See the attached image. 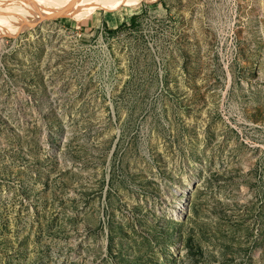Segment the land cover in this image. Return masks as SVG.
<instances>
[{"label": "rangeland", "instance_id": "1", "mask_svg": "<svg viewBox=\"0 0 264 264\" xmlns=\"http://www.w3.org/2000/svg\"><path fill=\"white\" fill-rule=\"evenodd\" d=\"M58 2L0 0V264H264V0Z\"/></svg>", "mask_w": 264, "mask_h": 264}, {"label": "bare ground", "instance_id": "2", "mask_svg": "<svg viewBox=\"0 0 264 264\" xmlns=\"http://www.w3.org/2000/svg\"><path fill=\"white\" fill-rule=\"evenodd\" d=\"M112 3H113V1H112ZM123 3H127V1L123 2ZM109 4H110V2H108V0H60L59 5L56 8H51L47 13L55 12L58 15L59 14H66V13L71 12L73 10L72 8H74V7L78 6V5H80V6L81 5H87V6L101 7V6L109 5ZM53 6H56V5H53ZM69 9H72V10H69ZM65 10H68V11H65ZM60 11H65V12H60ZM58 12H60V13H58ZM6 28L9 29V26H7Z\"/></svg>", "mask_w": 264, "mask_h": 264}, {"label": "water", "instance_id": "3", "mask_svg": "<svg viewBox=\"0 0 264 264\" xmlns=\"http://www.w3.org/2000/svg\"><path fill=\"white\" fill-rule=\"evenodd\" d=\"M49 17H58L57 16V14L55 13V12H49V13H47V14H45L42 18H39L36 22H34L33 24H31V25H29V26H25V27H23V28H19V29H21V31L22 30H27V29H29V28H31V27H37V26H39L42 22H44V20L45 19H47V18H49ZM65 20H67V21H70V22H73L74 20H72V19H69V18H64ZM4 20H8V19H4ZM12 24H16L15 22H13ZM20 31V32H21Z\"/></svg>", "mask_w": 264, "mask_h": 264}]
</instances>
